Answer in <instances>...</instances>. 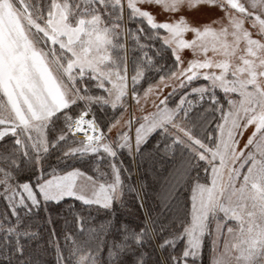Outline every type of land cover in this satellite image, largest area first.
I'll return each mask as SVG.
<instances>
[{"label":"snow or ice","instance_id":"obj_1","mask_svg":"<svg viewBox=\"0 0 264 264\" xmlns=\"http://www.w3.org/2000/svg\"><path fill=\"white\" fill-rule=\"evenodd\" d=\"M49 249L264 264V0H0V264Z\"/></svg>","mask_w":264,"mask_h":264},{"label":"trees","instance_id":"obj_2","mask_svg":"<svg viewBox=\"0 0 264 264\" xmlns=\"http://www.w3.org/2000/svg\"><path fill=\"white\" fill-rule=\"evenodd\" d=\"M131 66L129 67V73L131 74ZM149 82H154V80H150ZM147 83H145L144 86H146ZM96 94H100V93H96ZM108 115L110 116L111 115V111L109 110L108 112ZM116 115H119V112L116 113ZM69 145H71V143H69ZM82 162V161H81ZM67 163H70V164H73V165H76L78 167V160L77 159H69V161H67ZM149 165V162L148 161H145V164H144V167L147 168ZM133 197L131 195H127L126 196V200L128 201V203L125 205V208H126V211L128 212H131V211H134V207H133ZM65 208L67 207V205L64 206ZM68 221H69V225H68V228H65V231H68L69 229H72L73 231H75V226L71 224V216L67 217ZM99 222V221H97ZM64 226V221L61 220L60 221V224L58 225V227H63ZM88 224L86 223L85 224V232L83 234V236H80L79 234H77V238L79 240H85L88 238V232H87V228H88ZM43 235L45 237V239L48 238V235H47V230H44L43 231ZM43 243V241L41 242ZM61 243H63V236H61ZM40 258L43 260L44 264H56V261H55V254L54 252L51 251V249H49L47 252H41L40 253ZM205 260L207 261L208 260V253L206 252L205 254Z\"/></svg>","mask_w":264,"mask_h":264},{"label":"rangeland","instance_id":"obj_3","mask_svg":"<svg viewBox=\"0 0 264 264\" xmlns=\"http://www.w3.org/2000/svg\"><path fill=\"white\" fill-rule=\"evenodd\" d=\"M144 87L146 88L147 85L144 86ZM148 108H149V110H151V104L148 105ZM139 114L140 113L137 112V115H139ZM125 118H127V113H125ZM82 138L83 137H81V136L80 137H78V136L76 137L77 140L82 139ZM245 139H246V137H245ZM69 143H71V140H69ZM81 163H83V162H80V163L77 164L78 167L80 166ZM95 167H96L95 165L89 163L87 165H84V167L82 168V170L85 171V172H87L88 175H93Z\"/></svg>","mask_w":264,"mask_h":264},{"label":"built area","instance_id":"obj_4","mask_svg":"<svg viewBox=\"0 0 264 264\" xmlns=\"http://www.w3.org/2000/svg\"><path fill=\"white\" fill-rule=\"evenodd\" d=\"M78 137H80V136H78ZM82 137V136H81Z\"/></svg>","mask_w":264,"mask_h":264}]
</instances>
